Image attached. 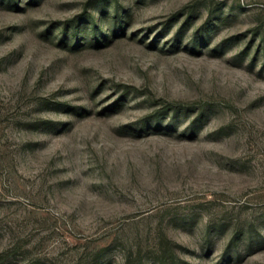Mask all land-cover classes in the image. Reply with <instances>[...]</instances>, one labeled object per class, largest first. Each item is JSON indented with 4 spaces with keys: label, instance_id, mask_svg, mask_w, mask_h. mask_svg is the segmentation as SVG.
Returning <instances> with one entry per match:
<instances>
[{
    "label": "rangeland",
    "instance_id": "rangeland-1",
    "mask_svg": "<svg viewBox=\"0 0 264 264\" xmlns=\"http://www.w3.org/2000/svg\"><path fill=\"white\" fill-rule=\"evenodd\" d=\"M0 264H264V0H0Z\"/></svg>",
    "mask_w": 264,
    "mask_h": 264
}]
</instances>
